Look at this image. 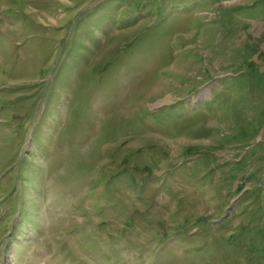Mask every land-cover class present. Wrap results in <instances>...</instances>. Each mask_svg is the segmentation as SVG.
I'll return each instance as SVG.
<instances>
[{
	"label": "rangeland",
	"instance_id": "obj_1",
	"mask_svg": "<svg viewBox=\"0 0 264 264\" xmlns=\"http://www.w3.org/2000/svg\"><path fill=\"white\" fill-rule=\"evenodd\" d=\"M0 264H264V0H0Z\"/></svg>",
	"mask_w": 264,
	"mask_h": 264
}]
</instances>
